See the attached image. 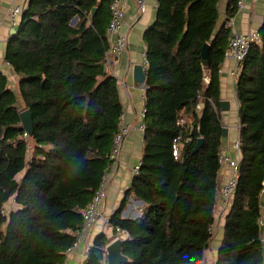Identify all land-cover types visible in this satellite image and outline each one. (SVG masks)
I'll use <instances>...</instances> for the list:
<instances>
[{"label": "trees", "instance_id": "obj_1", "mask_svg": "<svg viewBox=\"0 0 264 264\" xmlns=\"http://www.w3.org/2000/svg\"><path fill=\"white\" fill-rule=\"evenodd\" d=\"M112 1L28 0L8 40L5 60L20 80L16 91L0 73V264L64 262L81 210L111 167L123 115L118 79L105 60ZM220 1L159 0L144 32V147L128 193L146 207L139 218L122 217L120 208L110 219L115 231L129 233L124 264H189L184 255L201 264L209 247L224 137L220 69L230 35L226 22L218 26ZM227 1L230 19L238 4ZM259 30L261 43L239 64L241 162L215 264H264V22ZM28 108L34 131L26 138L20 112ZM181 117L190 123L179 124ZM178 138L184 144L176 157ZM12 197L17 207L6 212ZM107 241L99 235L83 264H103Z\"/></svg>", "mask_w": 264, "mask_h": 264}, {"label": "crops", "instance_id": "obj_2", "mask_svg": "<svg viewBox=\"0 0 264 264\" xmlns=\"http://www.w3.org/2000/svg\"><path fill=\"white\" fill-rule=\"evenodd\" d=\"M227 0L219 3V24L226 21ZM28 4V0H0V73H4L9 85L18 90L20 75L5 60L7 43L17 31L12 28L9 18L10 8L15 4ZM147 8L139 12L137 0H126L124 25L128 32V48L121 54L113 55L106 61V69L118 79L121 101L123 104V119L130 125V131L125 138L120 159L112 169L108 180V190L102 214L99 216L82 242L68 252V261L78 263L83 261L89 250L95 245L99 235L105 234L107 242L115 239L117 231L110 223L111 216L116 210L122 208V217L139 218L146 202L133 193H128L134 179V165L143 156L144 130L140 128L143 122L141 111L145 107V83L139 84L134 79V66L138 63L144 65L146 45L143 39L145 30L155 21L159 0H146ZM264 22V0H247L245 7L238 10L234 16V28L238 32H249L260 29ZM237 64L232 59H225L220 69L221 100L229 101V109L221 106L220 114L223 125L228 128L227 135L223 137L222 151L237 156L234 143L240 138L239 101L236 94L237 77L233 74ZM240 71V68H239ZM239 73V72H238ZM200 108L203 109V103ZM24 173V172H23ZM229 174L227 167H222L218 174L217 203L215 207V221L213 223L212 238L208 249L204 253L201 264L215 263L218 259L219 248L223 241L226 215L230 208L222 206L223 197L221 188ZM264 200V196H263ZM264 232V227H263ZM107 243V244H108Z\"/></svg>", "mask_w": 264, "mask_h": 264}, {"label": "built area", "instance_id": "obj_3", "mask_svg": "<svg viewBox=\"0 0 264 264\" xmlns=\"http://www.w3.org/2000/svg\"><path fill=\"white\" fill-rule=\"evenodd\" d=\"M126 0H113L111 3V17L110 22L108 25L107 33L109 39V48L106 51L105 60L108 61L113 55H118L123 53L128 48V32L125 29L124 25V15H125V4ZM247 0H237L238 10H241L245 7ZM139 5V12H144L147 8L146 0H137ZM27 5L25 4H15L10 8L9 11V18L12 28L18 30L22 24V14L24 9ZM226 26L230 28V35H229V42L228 47L225 52V59H232L237 64V70H234L233 74L237 77L239 72V64L245 59L248 55L251 47L256 43H261V32L259 29H254L249 32H238L234 28V17L226 18ZM146 57V54H144ZM144 67L147 69V59L144 62ZM206 82H209V76L206 77ZM145 113L146 108L144 107L141 111V116L143 118V122L140 125V128L144 130L145 128ZM123 119V115H122ZM178 123L181 125L189 124L187 118L181 117L178 120ZM130 131V125L125 124L123 121L121 122L118 131L116 132L112 144V148L110 151V159L112 160L111 167L106 172L103 181L101 182L99 188L95 192L92 200L87 204L85 208L81 210V215L83 218V223L81 227L77 230V242L75 246L80 244L86 234L89 232L90 228L93 226L95 220L101 216L103 205L105 203L107 197V190H108V180L111 176L112 169L117 165L123 144L125 141L126 136ZM24 137L28 138L29 134L27 131L24 132ZM191 137L186 136L184 138L186 141L190 140ZM183 141L176 139V143L174 145V154L177 157L180 153L181 148L183 147ZM234 149L237 152V156H233L230 153L221 151L219 154L218 161L222 167H227L229 169L228 177L221 188V195L223 197L222 206L224 209L230 208L235 192L237 187V180L239 176V168L241 162V147H240V140H237L234 143ZM142 160H138L134 165L133 171L134 174H137L141 168ZM264 181H263V188L261 190V216L259 218V224L262 227V241L264 247ZM211 232H213V225L211 227ZM129 236V233L125 230H121L117 228V233L115 236L116 238H126ZM72 249V248H71ZM70 249V250H71ZM69 250V251H70ZM105 250V259L103 260V264H108L107 260V252L106 246L104 247ZM84 261V260H83ZM83 261L78 263H71L66 259L61 264H83ZM213 264V263H208ZM215 264V263H214Z\"/></svg>", "mask_w": 264, "mask_h": 264}, {"label": "water", "instance_id": "obj_4", "mask_svg": "<svg viewBox=\"0 0 264 264\" xmlns=\"http://www.w3.org/2000/svg\"><path fill=\"white\" fill-rule=\"evenodd\" d=\"M96 8H94L93 13ZM208 47L209 44L206 43L203 48V56L205 58L208 57ZM134 79L136 83L143 84L147 79V69H145L144 65L138 63L134 66ZM221 106L224 110L229 109V101L221 100ZM21 122L24 129L28 132L29 135L33 134L34 131V119L31 110L24 109L20 112ZM228 128L226 126L223 127L224 136L227 135ZM204 141L203 137H200L194 151H197ZM122 238H116L113 241L109 242L106 245L107 252V260L108 264H124L128 261V257L122 252Z\"/></svg>", "mask_w": 264, "mask_h": 264}, {"label": "rangeland", "instance_id": "obj_5", "mask_svg": "<svg viewBox=\"0 0 264 264\" xmlns=\"http://www.w3.org/2000/svg\"><path fill=\"white\" fill-rule=\"evenodd\" d=\"M23 175V172H21L19 175H18V178L20 179ZM17 207V204L15 202V198L12 197L5 205V210L6 212H9L10 210H13Z\"/></svg>", "mask_w": 264, "mask_h": 264}, {"label": "clouds", "instance_id": "obj_6", "mask_svg": "<svg viewBox=\"0 0 264 264\" xmlns=\"http://www.w3.org/2000/svg\"><path fill=\"white\" fill-rule=\"evenodd\" d=\"M183 259L189 261V264H198L195 257H189L188 255H184Z\"/></svg>", "mask_w": 264, "mask_h": 264}]
</instances>
